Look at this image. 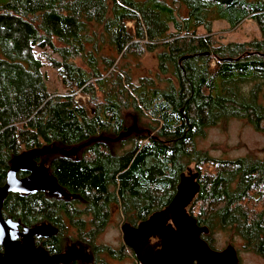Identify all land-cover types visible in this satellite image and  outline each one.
<instances>
[{
	"label": "trees",
	"instance_id": "obj_1",
	"mask_svg": "<svg viewBox=\"0 0 264 264\" xmlns=\"http://www.w3.org/2000/svg\"><path fill=\"white\" fill-rule=\"evenodd\" d=\"M245 19L257 22L261 39L212 43L214 21L235 28ZM200 27L203 34H198ZM35 47L48 48L59 59L38 54ZM156 48H161L158 71L170 76L168 85L161 89L148 77L131 83L129 72L116 60ZM41 57L58 71L66 94L48 92ZM261 81L264 0L4 1L0 186L15 155L91 142L81 148L79 159L55 153L48 162L50 175L74 196L10 193L3 216L20 227L53 226L55 233L37 244L58 253L70 225L77 233L70 240L84 242L87 237L89 244L113 207L131 224L158 212L169 214L179 175L193 162L200 191L191 210L196 208L192 216L209 228L205 240L212 246V231L226 233L229 243L264 260V155L216 159L194 143L206 127L230 117L243 118L264 134ZM76 91L89 97L86 102L75 99ZM98 92L101 100H96ZM128 108L146 116L156 133L130 138L129 149L110 152L103 140L108 133L125 132L122 113ZM25 172L19 169L18 177ZM88 223L92 228L85 232ZM85 264L109 263L100 259Z\"/></svg>",
	"mask_w": 264,
	"mask_h": 264
},
{
	"label": "water",
	"instance_id": "obj_2",
	"mask_svg": "<svg viewBox=\"0 0 264 264\" xmlns=\"http://www.w3.org/2000/svg\"><path fill=\"white\" fill-rule=\"evenodd\" d=\"M128 134L129 131L122 132L116 139ZM98 139L100 137L92 140ZM90 142L91 140L78 147L70 148L52 146L32 149L15 155L10 160V169L6 174L4 184L0 186V246L2 248L0 250V264H70L75 260L82 262L90 260L88 250L82 246L68 245L63 252L51 253L42 245L37 244L36 239L52 236L55 233L56 229L53 226L43 222L20 227L18 222L5 218L2 214L4 201L10 193L29 194L42 191L61 197L74 196L50 175L44 162L36 163L34 156L46 153L70 156ZM19 169L26 170L28 174L24 177H18L17 171ZM198 179V171L187 168L186 171L182 172L179 175V181L168 209L170 216L167 213H155L146 221L140 222L138 228L124 222L121 225L123 241L128 245L131 244L134 240V233L140 228L148 230L152 225H158L163 231L164 224L170 217L179 224L180 235L177 239L171 233L169 235L170 241L167 242L170 249L175 248L178 244L184 252L183 258L180 257L178 262L171 264H191L193 262L195 264H239L240 260L236 248L232 244H227L223 249H213L202 237L209 233L208 226L199 225L197 220L187 211L188 206L200 191ZM162 237L160 238L162 239ZM143 253L149 259L152 258L151 260L156 264L162 260L163 250L154 255L147 248Z\"/></svg>",
	"mask_w": 264,
	"mask_h": 264
},
{
	"label": "rangeland",
	"instance_id": "obj_3",
	"mask_svg": "<svg viewBox=\"0 0 264 264\" xmlns=\"http://www.w3.org/2000/svg\"><path fill=\"white\" fill-rule=\"evenodd\" d=\"M4 1L6 0H0V4ZM170 31H173L171 26ZM203 33L204 30L200 27L198 29V34ZM211 36L212 43L215 46H218L225 45L229 42L242 43L249 42L254 39L259 40L261 39V32L257 23L252 19L243 20L235 28L230 27L224 20H216L212 24ZM34 49L38 54L44 51L45 54H48L55 59H59L58 55L52 53L48 48L42 50L35 47ZM160 51L161 48H156L153 51L142 50L139 54L129 53L126 57L121 58L120 60H118V58L116 63L129 72L131 76V83L138 84L141 80L145 79V77H148L153 79L151 80L153 85L163 89L168 85L166 80L170 76L159 74L157 54ZM41 58L44 62L41 71L46 76L48 92L50 94H66L67 89L63 86L58 71L51 66V64L47 61V58ZM114 67H112L110 71ZM261 89L262 91L259 94V98L264 104V82H262ZM75 95V99L81 100L82 102H86L89 98L88 96L81 94L79 91H76ZM96 95V100L97 98L101 100V93L98 92ZM122 117L124 119L125 127H131L134 123H137L139 132H134L128 137L123 136L118 139H116V137L119 135L108 133V137L106 138L110 141H107V143L111 145L114 152H121L125 149H129L131 147L130 138H134L138 135L149 136L156 133V130L149 126V119L143 114H138L131 108L124 110ZM130 132L131 131H129V133ZM194 143L197 150L206 152V154L216 159H235L246 155L262 157L264 155V134L261 131L256 130L247 120L238 117H230L224 121H219L214 125L206 127L203 134L195 138ZM51 157H53L52 154L43 157L46 166H48V162ZM187 168L198 171L193 162L186 166V169ZM78 206L82 207L81 205ZM191 207L192 204L188 206L187 211L190 215L195 216L196 208L192 211ZM82 217L86 218L87 216L82 215ZM124 222H126L125 216L119 212L117 208L113 207L109 213L107 224L93 235L89 243L95 251L98 250V246H103L107 249H114L115 251L120 249L121 257H111L107 250L97 252L96 257L106 260L109 264H138V261L135 259L131 250L126 247L122 248L123 241L120 227ZM89 227L90 226L85 227V232L88 231ZM76 234V228L70 225L67 232L63 235L65 237L61 240V249H65L66 245L74 240L70 238L71 235L77 236ZM209 235L211 237L210 243L212 244V246H210L213 249L220 250L227 244H231L229 243L230 240L226 233L216 230L212 231ZM202 237L205 239L204 235ZM233 246L237 250L240 260L239 264H264V260L257 254L245 250L237 244Z\"/></svg>",
	"mask_w": 264,
	"mask_h": 264
},
{
	"label": "flooded vegetation",
	"instance_id": "obj_4",
	"mask_svg": "<svg viewBox=\"0 0 264 264\" xmlns=\"http://www.w3.org/2000/svg\"><path fill=\"white\" fill-rule=\"evenodd\" d=\"M258 27H259V25H258ZM128 130L131 131L130 134L134 133V132H139L137 123L136 124L134 123L131 127H126L125 132ZM107 139L108 138L103 140L105 142V146L108 148V150L110 152H114L111 145H109V143H107V141H110V140L109 139L107 140ZM51 154L55 155V153H46V154H42V155H35L34 160L36 161V163L44 162L43 157H45L47 155H51ZM73 155L77 156L78 159L81 158L83 156L82 150L81 149L78 150ZM24 171H26V170H24ZM27 174H28V172L26 171L24 176H26ZM169 216H170V213H169ZM131 225L134 228H138L139 223L137 222V223L131 224ZM86 226H90L88 231L92 228L91 224L90 225L88 224ZM160 228L161 227H159L158 225H154V226L152 225L148 230H143L140 228L137 232L134 233V240L131 242V244H129V245L126 244L122 238V241H123L122 248L123 247L129 248L131 250L132 254L134 255L135 259L138 261V264H156V263H154L153 260H151L152 258L149 259L146 255H144L143 252L146 251L147 248L150 249L152 251V254H154V255L158 254L159 251L163 250L162 260L158 264H171L173 262H178L181 258L177 259L174 256L170 257V254H171L170 250L171 249H170L168 242L170 241L169 235H171V233H172V235H174L175 238H177V239L179 238V235H180L179 224L174 222L173 219L169 217L168 221L164 224V230L162 231ZM120 229H121V227H120ZM174 233H176V234H174ZM85 235L87 236V234H85ZM161 235H163L164 237H162ZM205 235H207V234H205ZM160 237H162V239ZM40 239L41 238L36 239V243ZM88 241H89V239L86 237V240L84 242L77 241L75 243L70 242L68 244V245H74V246H82L88 250L90 260L88 262H82L81 260H75L76 262H80V263L85 264V263H89V262H93V261L95 262V260L97 262H99L100 259H102V258L96 257L97 251H95V249L87 243ZM68 245H66L65 249L67 248ZM175 248H179V245L177 244L175 246ZM1 249L2 248L0 246V250ZM65 249H62V251H60V252L65 251ZM110 256L111 257H121L120 249L117 251L112 249ZM180 256L182 258L184 257L183 251H182V254ZM75 261H73V262H75ZM191 264H195V263L193 262Z\"/></svg>",
	"mask_w": 264,
	"mask_h": 264
},
{
	"label": "bare ground",
	"instance_id": "obj_5",
	"mask_svg": "<svg viewBox=\"0 0 264 264\" xmlns=\"http://www.w3.org/2000/svg\"><path fill=\"white\" fill-rule=\"evenodd\" d=\"M170 252H171V254H170V257H176L177 259H180V255L182 254V249L180 248V246H179V248H172L171 250H170ZM178 254V255H177Z\"/></svg>",
	"mask_w": 264,
	"mask_h": 264
}]
</instances>
